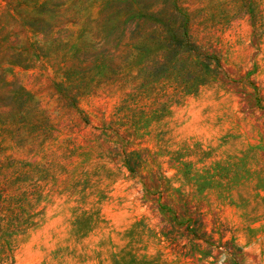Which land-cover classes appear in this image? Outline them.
<instances>
[{"label": "rangeland", "instance_id": "rangeland-1", "mask_svg": "<svg viewBox=\"0 0 264 264\" xmlns=\"http://www.w3.org/2000/svg\"><path fill=\"white\" fill-rule=\"evenodd\" d=\"M0 264H264V0H0Z\"/></svg>", "mask_w": 264, "mask_h": 264}]
</instances>
